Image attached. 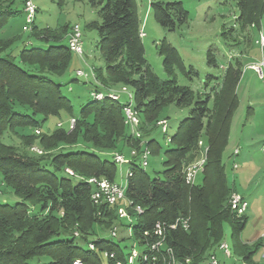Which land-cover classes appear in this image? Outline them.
<instances>
[{
	"label": "trees",
	"instance_id": "obj_1",
	"mask_svg": "<svg viewBox=\"0 0 264 264\" xmlns=\"http://www.w3.org/2000/svg\"><path fill=\"white\" fill-rule=\"evenodd\" d=\"M6 1L0 0V34L12 19L21 13L25 15V4L6 7ZM89 3L98 18L89 21L86 27L98 33L105 63L102 70L108 73L111 85L84 82L85 86H91V95L80 104L77 113L72 100L63 92L68 79L57 78L65 74L73 55L68 45L70 36L66 33L60 38L57 33L63 29L71 31L73 25L57 29L38 27L35 15L27 31H31L28 39L36 42L21 41L13 54L3 51L18 38L0 43V179L15 196L10 201L0 195V264H74L78 259L103 264L102 254L112 251L122 257L123 248L114 240L116 236L110 232L109 237L102 236L104 230L94 228L95 224L109 226L117 218L116 208L120 204L110 205L104 200L96 203L93 195L99 185L89 180L113 182L121 175L114 157L122 154L118 139L125 133L124 107L128 104L141 119L140 130L159 121L161 110L168 104L188 110L176 131L167 136L165 148L155 136L147 142L150 153L165 155L163 177L147 173V166L141 164L142 155L129 157L124 163L131 171L125 182V205L134 219L130 226L135 242L154 241V229L160 223L164 242L176 259L189 258L191 264H202L205 256L212 254V246L222 239L224 224H228L235 251L246 264H251L263 239L251 246L240 240L247 216H238L230 207L229 196L236 190L228 185L223 163L231 119L239 104L240 71L233 73L228 67L224 74L207 75L202 91L180 85L174 67L190 78L198 72L192 65L188 71L177 49L163 39L157 43L168 74L162 79L145 55L142 37L146 34L141 35L144 29L137 1L89 0ZM236 3L241 29H260L264 0H236ZM149 4L162 27L173 31L188 22L189 11L180 0H151ZM16 59L36 65L39 70L28 69ZM207 63L219 68L212 48L207 52ZM77 78L76 75L71 81L78 82ZM123 95L127 100L122 99ZM63 113L75 118L73 130L57 128L52 133L33 134L52 117ZM168 127L161 131L162 135L168 134ZM5 130L20 135L30 147L37 143L48 150L79 141L89 147L60 149L51 155L19 154L3 140ZM26 130L32 131L31 134ZM126 136L129 146L132 145L135 136L128 132ZM202 152L206 157L202 180L189 185L185 181V167ZM67 168L74 174L66 172ZM136 206L142 212L134 211ZM178 219L186 221L187 228ZM176 222V227H171ZM90 244L96 248L91 249ZM107 264H112V260L108 259Z\"/></svg>",
	"mask_w": 264,
	"mask_h": 264
},
{
	"label": "rangeland",
	"instance_id": "obj_2",
	"mask_svg": "<svg viewBox=\"0 0 264 264\" xmlns=\"http://www.w3.org/2000/svg\"><path fill=\"white\" fill-rule=\"evenodd\" d=\"M26 1L8 0L4 2V6L8 7L14 3L15 5L23 6ZM32 1L37 7L36 26H49L57 29L58 27L73 25L71 31L63 29L62 31L59 30V33L56 32L60 38H63L66 33L67 36H74V25H79L80 29L76 33L81 32L83 51L81 53L73 51L72 60L65 74L57 77L68 79L69 82L63 85V92L72 100L74 111L77 113L80 104L90 98L91 95V86H85L84 82H92L104 87L111 85L108 73L102 70L105 67V63L100 50L98 33L96 30L86 27L89 21L98 18L97 12L89 3V0ZM136 1L141 27H143L146 34L142 37L145 55L153 71L160 78L166 79L168 75L163 66V56L157 49V43L163 39H166L177 49L187 70L192 65L198 72V75L191 74L190 78L183 74L180 68L174 67V73L180 85L190 86L195 91H202L207 75L224 74L228 67L233 73L240 71V79L237 85L239 104L231 119L230 133L223 153V163L229 187L235 189L237 193L248 201V208L245 212L247 222L240 233V240L242 243L251 246L264 236V79L260 78L257 70L253 67H258L264 62V47L259 42L260 36L264 34V14L261 19L260 29L256 27L241 29L237 22L239 7L236 0H180L189 11V19L186 24L171 31L162 27L156 21L154 12L149 4L151 0ZM25 25V15L21 13L12 19L6 31L1 32L0 43L18 38V41H15L3 53H17V46L21 41H26L29 38L31 31L27 30H30V27L28 25L29 28H25ZM28 41L36 42L37 40L30 38ZM210 48L213 49L219 68L210 66L207 63V52ZM16 61L20 62L19 59H16ZM21 64L28 69L39 70L36 65ZM78 70H82L85 73L84 76L87 77V81L84 77L78 76V82L71 81L72 77H76L75 72ZM123 90L126 89L124 88ZM122 99L127 100L125 95H123ZM187 112V108L168 104L161 110L160 120L145 125L144 130L139 129L140 118L133 122V119L125 115V133L121 139H118L119 147H122V154L125 158L135 157L137 154H139L137 156L147 155L149 158L146 168L147 173L151 177H163L165 155L163 152L156 155H153L152 152L150 153L147 148V142L149 138L155 136L165 148L167 146V136L172 135L176 131L177 125L187 115ZM72 118L73 115L68 113H63L60 117H52L44 124L41 130L33 131V134H39L40 131L52 133L57 128H66L71 131L73 130L70 123ZM126 118L130 120V124L126 123ZM167 125L169 126L168 134L162 135L161 131H164ZM17 132L22 134L23 131L17 129ZM31 132L29 131L28 133L31 134ZM127 132L129 135L135 136L133 144L130 146L129 138L126 136ZM3 140L19 154H27L29 156L51 155L60 149H84L89 147V145L81 141L73 145H61L55 149L48 148V150L43 149L37 143L30 147L23 143L20 135L11 130H5ZM203 141L205 144L206 140L203 139ZM236 150L238 151L237 154L235 153ZM204 156L203 152L199 153L196 160L189 165L201 161ZM127 169V164L118 165L121 175H117V183L120 184L123 181L125 183ZM70 170L73 171L67 168L66 172L70 173ZM167 175L169 176L170 174ZM201 180L202 175L200 173L196 182L199 183ZM11 192L10 186L0 179V195L10 201H14L15 196ZM118 202L120 205L116 208L117 218L113 219L109 226H106L107 224L102 226L95 224L94 228L96 230H104L101 235L105 237H109V232L117 234L114 240L123 248L125 253H129L135 244L130 226L134 219L125 205L126 201L121 200ZM123 210L126 214L123 213ZM133 210L138 212L137 207H134ZM75 234L78 233L75 232ZM220 242L229 244L230 257H227L219 249ZM234 245L235 241L231 236L230 226L224 224L222 239L212 246L210 252L216 255L219 264H246L243 258L235 251ZM136 248L140 249L139 247ZM205 257L202 264H211L210 256L206 255ZM102 258L103 264H107V257L102 254ZM251 264H264L263 245L253 255Z\"/></svg>",
	"mask_w": 264,
	"mask_h": 264
},
{
	"label": "built area",
	"instance_id": "obj_3",
	"mask_svg": "<svg viewBox=\"0 0 264 264\" xmlns=\"http://www.w3.org/2000/svg\"><path fill=\"white\" fill-rule=\"evenodd\" d=\"M36 9L37 7L32 0L26 1L25 6H24L25 22H26L25 28H27L28 25L30 27V24L34 21V18L36 15ZM74 27H75V35L69 37L68 45L72 51L81 53L83 51L81 32L76 33V31H78L80 28H79V25L77 24H75ZM141 35L144 36L145 32L142 31ZM259 42L262 45V47H264V34L260 36ZM253 67L257 70V73L259 74L260 78L264 79V62L258 67L256 66H253ZM76 75L78 77L87 78L86 76H84L85 73L82 70H78L76 72ZM98 97H100V95H98ZM128 97L131 101L132 99H131L130 94H128ZM124 114L129 116V118L133 119V122L137 121V118H139L138 115L135 113V111L131 108L130 104L124 107ZM70 123L73 129L74 124H75V118H72ZM126 123L130 124V120L127 119ZM166 127L167 126H165L164 130H166ZM263 151H264V145H263ZM237 152L238 151L236 150L235 153L237 154ZM114 159L118 164H124L128 162L127 158H125L123 154H116ZM205 162H206V157L204 156V159H202L199 162L193 163L194 165L193 164L189 165L185 169V181L187 184L193 185L196 183L198 175L203 171ZM141 164L142 166H145V167L148 165L147 155L141 156ZM126 173H127L126 177L131 175V171L129 169L127 170ZM69 174L73 175L74 172L70 170ZM89 181L92 183H97L99 185V189H97L93 195V198L96 203L100 202L101 200L108 202L110 205H114L118 201H121V200L122 201L125 200L127 202V199L125 196L126 185L124 181L121 182L120 184L117 183L116 181L112 182L107 179H101L100 181H98L96 178H91ZM229 204H230L231 209L238 216L245 214L248 208L247 199L243 197L242 195H240L239 193H237L236 191H232V193L230 194ZM136 207L138 209V212H142V209L140 206H136ZM123 213L126 214L125 211ZM177 222L178 223L180 222L181 224H183L184 228H187L186 221L182 219H178ZM177 222L173 224L171 227L175 228L177 225ZM111 234L114 236H117V234L115 233H111ZM146 235H148V232H145V236ZM154 235H156V239L154 241L152 240L147 241L144 244H140L139 242L134 241L135 244L133 245L132 250L129 253H125L123 250L121 258H118L116 252L114 251L110 253L106 252L104 253V256H106L109 260H112V264H157L159 261H161L162 264H191V259L189 258L182 261L174 257L171 248L166 246L164 242L165 237L163 234V226L160 223L156 224L155 229H154ZM262 239H263V245H264V236ZM90 247L91 249L96 248L94 244H90ZM136 247H139L140 249ZM219 249H221L227 257L231 256V250L227 242H221L219 245ZM210 262L211 264H219V261L215 254L210 255ZM74 264H88V263L83 262L78 259L74 261Z\"/></svg>",
	"mask_w": 264,
	"mask_h": 264
},
{
	"label": "crops",
	"instance_id": "obj_4",
	"mask_svg": "<svg viewBox=\"0 0 264 264\" xmlns=\"http://www.w3.org/2000/svg\"><path fill=\"white\" fill-rule=\"evenodd\" d=\"M263 144V143H262Z\"/></svg>",
	"mask_w": 264,
	"mask_h": 264
}]
</instances>
